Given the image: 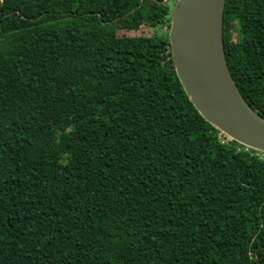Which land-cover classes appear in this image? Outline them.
Segmentation results:
<instances>
[{
    "label": "trees",
    "instance_id": "16d2710c",
    "mask_svg": "<svg viewBox=\"0 0 264 264\" xmlns=\"http://www.w3.org/2000/svg\"><path fill=\"white\" fill-rule=\"evenodd\" d=\"M161 1L0 0V264H264V161L188 100ZM223 45L264 117V0Z\"/></svg>",
    "mask_w": 264,
    "mask_h": 264
},
{
    "label": "water",
    "instance_id": "95a60500",
    "mask_svg": "<svg viewBox=\"0 0 264 264\" xmlns=\"http://www.w3.org/2000/svg\"><path fill=\"white\" fill-rule=\"evenodd\" d=\"M225 2L175 0L168 29L172 64L188 100L207 123L234 142L264 154V117L242 98L226 64Z\"/></svg>",
    "mask_w": 264,
    "mask_h": 264
},
{
    "label": "rangeland",
    "instance_id": "374dc122",
    "mask_svg": "<svg viewBox=\"0 0 264 264\" xmlns=\"http://www.w3.org/2000/svg\"><path fill=\"white\" fill-rule=\"evenodd\" d=\"M116 25H117V35L118 36H141V35L150 36L157 30L154 28L152 29L144 24L132 26L123 21L119 22ZM161 30H162V27H161Z\"/></svg>",
    "mask_w": 264,
    "mask_h": 264
},
{
    "label": "built area",
    "instance_id": "2783aa9c",
    "mask_svg": "<svg viewBox=\"0 0 264 264\" xmlns=\"http://www.w3.org/2000/svg\"><path fill=\"white\" fill-rule=\"evenodd\" d=\"M218 137H219L221 142L233 141V140L229 139L227 136L223 135L221 132H218ZM241 146H242V150L246 153H249L250 156L257 157L259 160L264 161V154L263 153L258 152L256 150H253V149L246 147V146H243V145H241ZM237 150H241V148L238 147Z\"/></svg>",
    "mask_w": 264,
    "mask_h": 264
},
{
    "label": "flooded vegetation",
    "instance_id": "af4514ba",
    "mask_svg": "<svg viewBox=\"0 0 264 264\" xmlns=\"http://www.w3.org/2000/svg\"><path fill=\"white\" fill-rule=\"evenodd\" d=\"M166 27H163V29L165 30Z\"/></svg>",
    "mask_w": 264,
    "mask_h": 264
}]
</instances>
